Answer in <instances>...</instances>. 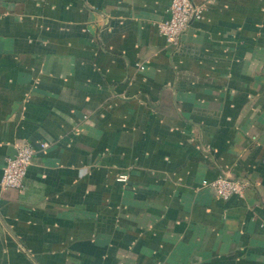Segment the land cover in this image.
<instances>
[{
  "label": "crops",
  "instance_id": "0c3cea01",
  "mask_svg": "<svg viewBox=\"0 0 264 264\" xmlns=\"http://www.w3.org/2000/svg\"><path fill=\"white\" fill-rule=\"evenodd\" d=\"M192 1L0 0V264H264V0Z\"/></svg>",
  "mask_w": 264,
  "mask_h": 264
},
{
  "label": "built area",
  "instance_id": "2783aa9c",
  "mask_svg": "<svg viewBox=\"0 0 264 264\" xmlns=\"http://www.w3.org/2000/svg\"><path fill=\"white\" fill-rule=\"evenodd\" d=\"M168 16L157 23L159 34L165 40L168 47H179L181 37L188 27L202 18V9L195 5L192 0H171L168 7ZM143 69V66H139ZM47 143H42L40 148L47 149ZM36 149L27 142H21L16 147L13 159L7 158L0 176L1 189L22 190L25 187L27 170L32 163ZM118 181H126L127 177L121 175ZM203 186L212 190L216 197L228 200L234 196L242 197L249 183L244 179H235L227 175H220L213 181H203Z\"/></svg>",
  "mask_w": 264,
  "mask_h": 264
},
{
  "label": "water",
  "instance_id": "95a60500",
  "mask_svg": "<svg viewBox=\"0 0 264 264\" xmlns=\"http://www.w3.org/2000/svg\"><path fill=\"white\" fill-rule=\"evenodd\" d=\"M16 151H13L12 156L10 157V159H13L15 157Z\"/></svg>",
  "mask_w": 264,
  "mask_h": 264
}]
</instances>
